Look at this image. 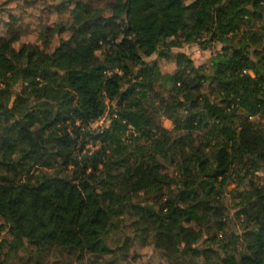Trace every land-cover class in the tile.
Segmentation results:
<instances>
[{"label": "trees", "instance_id": "1", "mask_svg": "<svg viewBox=\"0 0 264 264\" xmlns=\"http://www.w3.org/2000/svg\"><path fill=\"white\" fill-rule=\"evenodd\" d=\"M57 6L43 41L17 47L13 13L0 32V264H131L137 242L161 264H264V0ZM106 8L134 33L109 55L87 35ZM186 43L221 47L164 70Z\"/></svg>", "mask_w": 264, "mask_h": 264}, {"label": "rangeland", "instance_id": "2", "mask_svg": "<svg viewBox=\"0 0 264 264\" xmlns=\"http://www.w3.org/2000/svg\"><path fill=\"white\" fill-rule=\"evenodd\" d=\"M61 0H0V32H5V22L9 20L11 13L18 17V24L23 30V36L16 42L17 47L29 41H43L41 33L44 32L45 25H60L69 21V10L60 11L57 6ZM67 6H71L66 4ZM69 9V8H68ZM70 32L56 33L49 44L48 49L52 51L60 44L61 37H70ZM87 35L94 41L98 52L109 55L113 51L114 42H125L133 38V30L124 11L115 8H106L102 15L87 24ZM42 39V40H41ZM221 45L213 44L208 48H202L199 44H184L182 47H175L171 58L161 59L164 70H171L176 66L175 53L183 50L194 59L197 65L209 64L211 56L220 49ZM158 58L157 54L149 59ZM106 116L94 123L95 126L108 122ZM163 123L167 127H172V120L165 118ZM235 185L230 184V188ZM235 209L232 210V213ZM115 242V241H112ZM23 251H18V255ZM162 251L152 244L137 242L131 250L129 256L131 264H161L164 261ZM14 260L13 262H15ZM49 264H54L51 260ZM78 264V263H77Z\"/></svg>", "mask_w": 264, "mask_h": 264}]
</instances>
